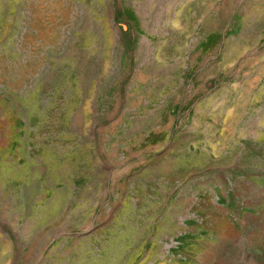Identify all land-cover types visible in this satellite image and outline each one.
Listing matches in <instances>:
<instances>
[{
	"label": "rangeland",
	"instance_id": "rangeland-1",
	"mask_svg": "<svg viewBox=\"0 0 264 264\" xmlns=\"http://www.w3.org/2000/svg\"><path fill=\"white\" fill-rule=\"evenodd\" d=\"M0 264H264V0H0Z\"/></svg>",
	"mask_w": 264,
	"mask_h": 264
}]
</instances>
